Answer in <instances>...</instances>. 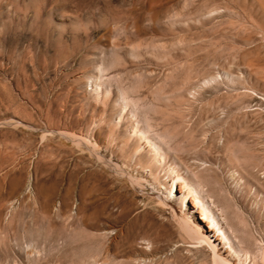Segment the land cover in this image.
I'll return each mask as SVG.
<instances>
[{
  "label": "rangeland",
  "instance_id": "rangeland-1",
  "mask_svg": "<svg viewBox=\"0 0 264 264\" xmlns=\"http://www.w3.org/2000/svg\"><path fill=\"white\" fill-rule=\"evenodd\" d=\"M229 261L264 264V0H0V264Z\"/></svg>",
  "mask_w": 264,
  "mask_h": 264
},
{
  "label": "bare ground",
  "instance_id": "bare-ground-1",
  "mask_svg": "<svg viewBox=\"0 0 264 264\" xmlns=\"http://www.w3.org/2000/svg\"><path fill=\"white\" fill-rule=\"evenodd\" d=\"M177 185H178V183L173 184V188H172L171 192L174 189L177 190ZM185 198H186V196L184 197V201H185ZM200 213H201L200 218L202 219V221L204 223H199L198 226L195 223H194V225H192V227L197 231V233L199 234L200 237L207 240L213 248L217 247V243H219V241L222 238L229 239V235L227 234L225 229H223V227L221 225H219V221L215 218L214 215L210 214V212H208L205 209H202ZM214 223L218 225V229L222 231V234L216 235L215 233H211V231H215V227L213 225ZM228 264H232V263H230V261H229Z\"/></svg>",
  "mask_w": 264,
  "mask_h": 264
}]
</instances>
